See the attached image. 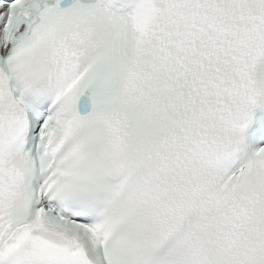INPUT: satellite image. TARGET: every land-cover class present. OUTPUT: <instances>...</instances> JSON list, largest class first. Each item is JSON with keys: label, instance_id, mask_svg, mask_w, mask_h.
I'll use <instances>...</instances> for the list:
<instances>
[{"label": "snow or ice", "instance_id": "1", "mask_svg": "<svg viewBox=\"0 0 264 264\" xmlns=\"http://www.w3.org/2000/svg\"><path fill=\"white\" fill-rule=\"evenodd\" d=\"M0 264H264V0H0Z\"/></svg>", "mask_w": 264, "mask_h": 264}]
</instances>
